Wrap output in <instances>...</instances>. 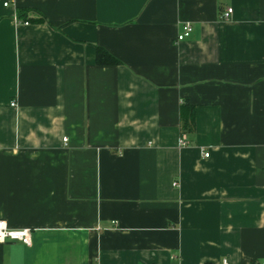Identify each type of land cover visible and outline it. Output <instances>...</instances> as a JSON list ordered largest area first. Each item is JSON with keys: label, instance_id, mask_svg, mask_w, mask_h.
<instances>
[{"label": "crops", "instance_id": "0c3cea01", "mask_svg": "<svg viewBox=\"0 0 264 264\" xmlns=\"http://www.w3.org/2000/svg\"><path fill=\"white\" fill-rule=\"evenodd\" d=\"M5 1L0 264L264 263V0Z\"/></svg>", "mask_w": 264, "mask_h": 264}, {"label": "built area", "instance_id": "2783aa9c", "mask_svg": "<svg viewBox=\"0 0 264 264\" xmlns=\"http://www.w3.org/2000/svg\"><path fill=\"white\" fill-rule=\"evenodd\" d=\"M11 0H6L4 2L5 6H8ZM232 14V8L229 7L222 15V18L224 20H228ZM16 20H18L16 16ZM28 21H25V24H28ZM193 30L192 24L190 22H185L182 27V31L178 34L177 40L182 41L189 37L191 35V32ZM12 105H15V103H12ZM66 140V138H65ZM180 145L185 146L188 145V142L185 138H181ZM204 155L208 157L210 155L209 152H205ZM32 237V230L30 228H20V229H14L8 226L7 222L5 220L0 219V242H5L7 240H13V241H20L23 244L29 245L31 243ZM223 264H228L226 261ZM264 264V263H262Z\"/></svg>", "mask_w": 264, "mask_h": 264}, {"label": "trees", "instance_id": "16d2710c", "mask_svg": "<svg viewBox=\"0 0 264 264\" xmlns=\"http://www.w3.org/2000/svg\"><path fill=\"white\" fill-rule=\"evenodd\" d=\"M18 13L19 16L23 17L25 16L26 12L23 10H19ZM96 62L100 65H116L120 63V60L113 56L111 53H109L106 49L98 47L96 53ZM190 113H192V115ZM189 114L190 115L188 116V119L183 125L184 129H190L194 124L193 111L189 112Z\"/></svg>", "mask_w": 264, "mask_h": 264}]
</instances>
